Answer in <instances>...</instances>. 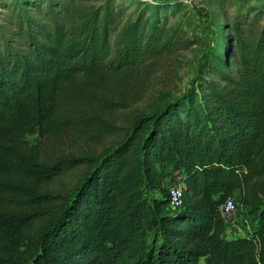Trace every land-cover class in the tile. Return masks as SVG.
Instances as JSON below:
<instances>
[{
    "label": "trees",
    "instance_id": "obj_1",
    "mask_svg": "<svg viewBox=\"0 0 264 264\" xmlns=\"http://www.w3.org/2000/svg\"><path fill=\"white\" fill-rule=\"evenodd\" d=\"M130 3L0 0V264H264V0L217 32L196 84L118 117L180 41L161 24L180 0ZM234 192L250 221L226 236Z\"/></svg>",
    "mask_w": 264,
    "mask_h": 264
},
{
    "label": "rangeland",
    "instance_id": "obj_2",
    "mask_svg": "<svg viewBox=\"0 0 264 264\" xmlns=\"http://www.w3.org/2000/svg\"><path fill=\"white\" fill-rule=\"evenodd\" d=\"M99 1L102 0H97ZM118 1L131 4L130 0ZM258 1L197 0L192 6L180 3L175 8H168L163 14L162 33L166 37L171 35L172 38L180 41L170 44L166 49L164 60L151 66L152 69L142 85L140 97L132 102L126 101V107L117 110L116 115L118 117L129 113L139 115L142 111L160 107L164 102L186 91L193 83L196 84L200 63L209 53L217 32L223 29L225 32L228 31L229 28H224V24L232 22L237 14L257 4ZM261 20H264V11ZM27 139L35 142L39 136L36 133L28 134ZM113 139V136H106L102 141L95 143H92L94 140L79 139V142L74 143L73 146L65 145L63 148L78 153H88L94 148L95 152H99ZM164 170L166 171L164 184L167 188L182 181L180 171L173 168L170 163H166ZM72 176L71 174L63 177L57 181V185H70L73 182ZM232 197L236 201L237 208L225 217V235H243L247 232L250 221L248 209L239 202L238 192H234ZM167 207L164 205L162 208L164 210Z\"/></svg>",
    "mask_w": 264,
    "mask_h": 264
},
{
    "label": "built area",
    "instance_id": "obj_3",
    "mask_svg": "<svg viewBox=\"0 0 264 264\" xmlns=\"http://www.w3.org/2000/svg\"><path fill=\"white\" fill-rule=\"evenodd\" d=\"M186 5L192 6L197 0H180ZM183 182L174 183L168 188L169 206H176L182 200ZM237 208L236 201L232 196H228L223 203L220 204L219 210L223 216H228L234 209Z\"/></svg>",
    "mask_w": 264,
    "mask_h": 264
}]
</instances>
